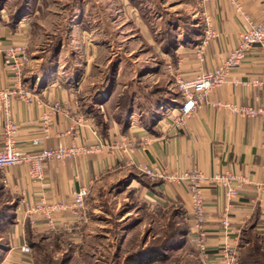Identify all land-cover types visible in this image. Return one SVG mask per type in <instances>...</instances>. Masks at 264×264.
Listing matches in <instances>:
<instances>
[{"label":"crops","instance_id":"crops-1","mask_svg":"<svg viewBox=\"0 0 264 264\" xmlns=\"http://www.w3.org/2000/svg\"><path fill=\"white\" fill-rule=\"evenodd\" d=\"M241 2L254 20H258L260 1ZM194 3L196 10L192 11V19L188 23L182 19L168 22L175 24L178 30L174 48L167 51L163 48L165 42H160V58L173 61L187 79L222 64L237 47L247 27V23L227 1L207 2L204 6H200L199 0H194ZM206 18L210 21L215 37L206 48L204 61L200 62L195 55V46L204 36ZM28 19L24 17L17 24H12L9 14L5 10L0 11V88L10 84L1 51L16 41L26 43L28 48L31 29ZM35 53H29L30 62L24 81L37 100L31 103L15 100L11 107L12 118L19 126L17 140L21 149L34 151L75 145L89 150L65 162H47L41 180L30 177L27 165L0 171V192L7 197L0 205L10 206V213L14 217L9 226L12 235L7 250L1 253V264H30V257L20 253V247L27 244L26 230L49 232L42 216L26 214L24 202L33 205L41 200L47 203L70 202L73 193L80 188H89L91 194L95 187L103 184H127V187L141 191L148 201L181 206L188 217V237L194 245L195 222L190 215L192 203L187 186L166 179L152 180L142 172L143 168L168 175L197 168L206 178L229 171L246 180L245 183H234L238 197L231 205L216 185L203 183L206 241L210 251H216L224 245L239 248L245 230L252 223L255 224V231L264 233V203L253 202L257 198H264V127L260 118H243L211 104H204L178 131L167 120L163 122V119L158 118L155 123H147L149 119L146 116H151L150 109L158 111L161 109L158 105L164 109L167 102L174 100L170 91L172 85L155 82L153 85L157 86L153 91L151 86L145 85L146 88H143V82L140 81L137 83L138 88H135L134 83L124 87L129 89L133 111L121 121L116 81L104 82L92 96H88L83 91L82 80L74 83L58 57L55 61H45L44 57L37 58ZM147 67L143 81L151 77L153 71L157 73L161 70V67L155 70H150L151 66ZM85 70L87 72L88 68ZM260 78L262 58L259 50L253 49L243 64L232 72L229 81L210 93L209 101L264 106V89L234 85L236 80ZM108 85L109 90L105 93ZM55 105L60 110L54 109ZM45 115L50 119L47 136L42 131ZM5 121L6 115L0 109V149L1 130ZM34 140H40L38 148L33 146ZM123 140L134 144L133 152L114 147ZM7 210L3 211L4 218ZM224 218H228L231 223L228 236L222 226ZM55 222L54 233L79 234L83 228V224L79 226L75 223L68 211L57 213ZM12 248L14 250L10 253Z\"/></svg>","mask_w":264,"mask_h":264},{"label":"rangeland","instance_id":"rangeland-1","mask_svg":"<svg viewBox=\"0 0 264 264\" xmlns=\"http://www.w3.org/2000/svg\"><path fill=\"white\" fill-rule=\"evenodd\" d=\"M194 4V0H0V11L10 18L28 17L29 53L35 51L45 61L58 57L74 83L82 80L88 96L112 80L119 101L125 99L123 94L129 96L124 88L129 84L138 88L142 81L143 88L151 86L154 91L155 82L170 83L174 100L155 110L162 120L179 104L180 95L175 77L167 70L176 64L160 58V42L176 43L178 30L168 22L188 23ZM147 66L161 70L143 81ZM6 198L0 192V202ZM86 211L88 220L79 234L27 229L29 263L204 264L190 237L184 235L188 223L179 205L148 201L127 184H103L89 194ZM11 235L10 227L0 226V247L8 246ZM239 264H264V233L244 234Z\"/></svg>","mask_w":264,"mask_h":264},{"label":"built area","instance_id":"built-area-1","mask_svg":"<svg viewBox=\"0 0 264 264\" xmlns=\"http://www.w3.org/2000/svg\"><path fill=\"white\" fill-rule=\"evenodd\" d=\"M221 0H200V6L207 2H217ZM229 2L235 9L238 16L247 23L246 30L241 34L237 47L232 50L225 61L212 70L199 72L193 78H184L179 72L178 65H168L167 70L175 77L176 88L180 95L179 104L170 110L169 114L163 118V122L169 121L178 131L186 123L194 112L204 104H211L213 107L225 110L233 115L243 118H260L264 127V106L255 107L252 105H240L230 102H210L209 95L214 90L229 81V77L234 70L239 68L247 54L253 49H258L262 58V78L253 80H236L234 85L244 86L246 88L264 89V0L260 1V17L258 20L245 10L241 0H224ZM206 28L204 36L195 46V55L200 62L204 61L206 48L215 37V32L208 18H206ZM4 55L5 65L10 76V84L0 88V109L6 115V121L1 130L2 148L0 149V171L7 168L27 165L29 166V175L32 179L41 180L43 178L44 166L49 161L65 162L80 153L87 152V149H80L75 145L70 147L59 145L54 149H40L34 151H24L21 149L17 140L19 126L12 118L11 107L15 100L31 103L37 100L36 96L26 87L24 82L25 72L30 62V54L26 43L13 42L9 47L1 51ZM57 111L58 105L54 106ZM43 134L47 136L50 131V119L45 115L43 118ZM33 146L38 148L40 140H34ZM115 148L126 149L133 152L135 147L131 141L123 140L116 144ZM142 172L150 179H166L172 182L185 184L190 194L192 209L190 215L195 222L194 246L199 252L204 264H239L238 246L224 245L216 251H210L207 247V230L205 229V200L203 195V183L210 182L223 191L229 205L238 197L235 182L245 183V179H240L235 173L224 171L206 178L203 173L194 168L188 171L176 172L168 175L167 173H157L152 169L143 168ZM264 189V188H263ZM90 194L87 187H82L73 193L70 202H52L47 203L41 200L36 204L24 202L23 206L27 215L42 216L45 219L46 228L49 231H55V215L60 212H70L79 226L86 223L88 214L86 211V201ZM255 204L264 203V198H257L253 201ZM188 218V217H187ZM222 226L225 235L231 231V223L228 218L222 220ZM14 248L10 250L13 252ZM20 253L30 254V248L27 244L20 247Z\"/></svg>","mask_w":264,"mask_h":264},{"label":"trees","instance_id":"trees-1","mask_svg":"<svg viewBox=\"0 0 264 264\" xmlns=\"http://www.w3.org/2000/svg\"><path fill=\"white\" fill-rule=\"evenodd\" d=\"M22 19V17H18V16H16L15 18H11V22H12V24H17L20 20ZM174 44H175V42H172V43H170L169 45L168 44H164V46H163V48L165 49V50H169L170 51V46L172 47V48H174L173 46H174ZM25 82V81H24ZM124 96L123 97H125V99H121V101H119V103H118V114H119V116H121V118H119V119H121V121H122V118H125L126 116H129V115H131V113H132V109H133V105H132V101H131V99H130V97L129 96H127V95H125V94H123ZM170 102V101H169ZM149 113H150V115L151 116H146V117H148V121H147V123H155V120H157L158 119V117H157V113L153 110V109H150L149 110ZM155 115V116H154ZM124 123H125V125H127V123L124 121ZM5 209H8L7 210V215H6V217L4 218V213H3V211L5 210ZM10 210H11V208H10V206H2V219H1V222H0V226H3V227H5V226H7L8 225V227L11 225V223L13 222V216L11 215V213H10ZM187 226H188V229L184 232V235L185 236H189V233H190V229H189V225L187 224ZM254 227H255V224L254 223H252L246 230H245V232H244V234L247 232V231H254ZM29 232V231H28ZM244 236V235H243ZM5 250H7V246L6 245H1V247H0V253L1 252H3V251H5ZM2 256L3 255H1L0 254V259L2 258ZM155 257V256H154ZM153 259H156V258H152L151 260H153ZM133 263V262H132ZM133 264H136V263H133Z\"/></svg>","mask_w":264,"mask_h":264}]
</instances>
